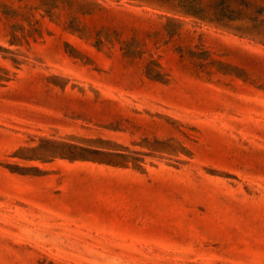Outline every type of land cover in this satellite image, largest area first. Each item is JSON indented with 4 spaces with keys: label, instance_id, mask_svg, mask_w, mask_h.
I'll return each mask as SVG.
<instances>
[{
    "label": "rangeland",
    "instance_id": "rangeland-1",
    "mask_svg": "<svg viewBox=\"0 0 264 264\" xmlns=\"http://www.w3.org/2000/svg\"><path fill=\"white\" fill-rule=\"evenodd\" d=\"M0 264H264V0H0Z\"/></svg>",
    "mask_w": 264,
    "mask_h": 264
}]
</instances>
